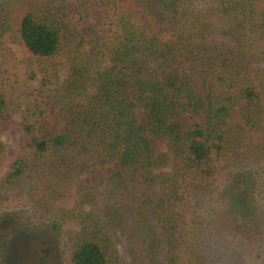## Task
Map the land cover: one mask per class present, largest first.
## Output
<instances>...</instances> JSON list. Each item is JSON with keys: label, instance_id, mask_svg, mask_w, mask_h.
<instances>
[{"label": "trees", "instance_id": "obj_1", "mask_svg": "<svg viewBox=\"0 0 264 264\" xmlns=\"http://www.w3.org/2000/svg\"><path fill=\"white\" fill-rule=\"evenodd\" d=\"M13 30L30 58L4 45ZM7 131L0 223L26 210L62 264H123L115 232L129 264H264L227 192L238 175L264 192V0H0V168ZM91 163L116 165L102 191Z\"/></svg>", "mask_w": 264, "mask_h": 264}, {"label": "rangeland", "instance_id": "obj_2", "mask_svg": "<svg viewBox=\"0 0 264 264\" xmlns=\"http://www.w3.org/2000/svg\"><path fill=\"white\" fill-rule=\"evenodd\" d=\"M98 24L99 20H97L95 27H98ZM4 45L14 54L17 61L30 58L28 51L17 42V35L14 30L5 37ZM60 63L59 74L60 78L64 79L67 75L68 67L64 61H60ZM186 68L187 66L180 62L171 71L180 73L186 70ZM200 94L207 100V92L200 91ZM234 118L235 114L227 121V128H232ZM139 119L141 120L140 116ZM176 122L185 130L195 125H202L204 120L202 116L184 115L180 116ZM147 137L153 142L154 156L167 152L166 144L163 141L154 138L150 134H147ZM19 138L20 136L13 133V131L4 132L1 135V140L5 146L6 160L0 168V178L9 171L11 159L19 152ZM115 169V164L101 167L95 163H91L90 168L84 173V182L89 188H97L98 192L102 191L103 185L105 184V177L114 172ZM238 176H236L237 178L234 177V180L228 185L227 192L232 191L233 188L236 190L237 195L240 197L237 203L243 206L244 209L242 210L246 212L244 215L245 219L252 225L256 224L250 231L253 235L258 236L264 233V192H258L256 190L253 181L248 175ZM71 205L73 204L66 206ZM27 213L26 210L6 212L8 217L0 223V264H62L59 251L56 248V238L49 226L46 224H38L35 227L28 226L26 221ZM68 228L69 230L67 232L69 234L75 230V227L72 225H69ZM113 243L116 254L121 262L123 264H129L127 244L116 232L113 234ZM68 256L69 253L67 252L66 258ZM162 258L164 259V255H162Z\"/></svg>", "mask_w": 264, "mask_h": 264}]
</instances>
